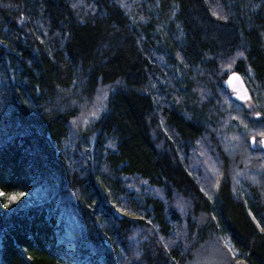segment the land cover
Here are the masks:
<instances>
[{"label":"trees","instance_id":"1","mask_svg":"<svg viewBox=\"0 0 264 264\" xmlns=\"http://www.w3.org/2000/svg\"><path fill=\"white\" fill-rule=\"evenodd\" d=\"M262 139L264 0H0V264H264Z\"/></svg>","mask_w":264,"mask_h":264},{"label":"water","instance_id":"2","mask_svg":"<svg viewBox=\"0 0 264 264\" xmlns=\"http://www.w3.org/2000/svg\"><path fill=\"white\" fill-rule=\"evenodd\" d=\"M224 85L226 89L235 93V98L238 101L244 102L251 97L250 90L247 87L243 76L239 72H233L232 74H230L226 79ZM254 142L255 140L252 139L253 145ZM262 147L264 149V139H262Z\"/></svg>","mask_w":264,"mask_h":264},{"label":"rangeland","instance_id":"3","mask_svg":"<svg viewBox=\"0 0 264 264\" xmlns=\"http://www.w3.org/2000/svg\"><path fill=\"white\" fill-rule=\"evenodd\" d=\"M232 73H233V72H232ZM232 73H230V74H232ZM230 74H229V75H230ZM243 104H244L246 107H248V108H251V107L253 106V102L250 101V100L245 101Z\"/></svg>","mask_w":264,"mask_h":264}]
</instances>
